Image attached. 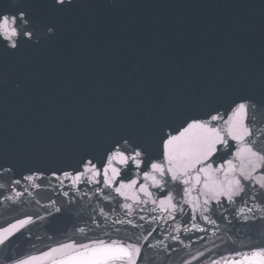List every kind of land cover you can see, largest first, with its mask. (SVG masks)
Masks as SVG:
<instances>
[{"label":"water","instance_id":"obj_1","mask_svg":"<svg viewBox=\"0 0 264 264\" xmlns=\"http://www.w3.org/2000/svg\"><path fill=\"white\" fill-rule=\"evenodd\" d=\"M77 2V8L57 19L53 39H42L17 57H0V156L18 162L16 178L33 169L50 174L70 168L82 155L99 156L114 130L144 132L156 115L168 109L191 107L221 93L260 89L264 0ZM41 3L0 0V11L26 8L46 22L49 13ZM10 175L0 176L5 185L0 189V227L28 216L36 221L29 226L30 238L18 233L10 250L39 255L57 242L82 238L76 229H87L88 207L77 205L71 212L56 214L55 207L63 208L66 202L61 189L37 190L28 181L14 186ZM15 191L22 193L15 203L5 199L14 197ZM80 200L86 204L87 197ZM139 214L149 219L155 215L147 210ZM187 219L175 221L190 229L181 231L182 244L169 236L176 234L170 218L153 224L158 228L155 237H168L165 242L179 249L170 259L158 256V264H182L213 249L207 252L210 261L218 252L241 248L250 238L264 239V226L232 228L221 220L225 230L212 236L211 227L199 217L194 223L209 232L191 231L193 224H183ZM227 228L231 231L225 234ZM94 235L103 233L96 230Z\"/></svg>","mask_w":264,"mask_h":264},{"label":"snow or ice","instance_id":"obj_2","mask_svg":"<svg viewBox=\"0 0 264 264\" xmlns=\"http://www.w3.org/2000/svg\"><path fill=\"white\" fill-rule=\"evenodd\" d=\"M78 6L77 0H42L40 7L49 13L46 22L26 8L0 11V57H17L42 39H53L57 19ZM17 163L0 156V176L12 174L9 180L14 186L28 181L37 190L61 189L66 202L63 208L55 207V213L86 206L90 223L87 229H76L82 238L70 237L31 255L9 248L18 233L30 238L29 226L36 222L32 216L17 219L0 227V264H158V256L170 259L172 252H179L165 242L168 237L154 236L158 228L153 224L159 219L174 222L171 229L176 234L169 232V236L176 244L183 243L181 231H190L175 223L180 217H188L183 224H193L191 231L209 232L194 223L199 217L211 227L212 236L225 230L221 220L232 228L264 226V77L258 92L221 93L191 107L168 109L156 115L144 132L116 129L104 142L101 155H82L70 168L50 174L33 169L16 178ZM4 187L0 183V189ZM21 195L15 191L14 197L5 199L15 203ZM82 197H87L86 204L81 203ZM145 210L155 215L149 219L139 214ZM96 230L103 236L94 235ZM210 251H200L182 264L193 260L264 264V239L250 238L241 248L218 252L208 261Z\"/></svg>","mask_w":264,"mask_h":264}]
</instances>
